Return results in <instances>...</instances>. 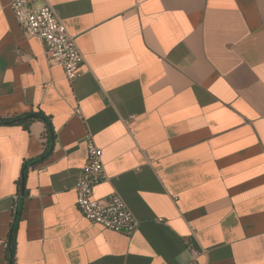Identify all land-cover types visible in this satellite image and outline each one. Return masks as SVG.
Segmentation results:
<instances>
[{"label":"crops","instance_id":"obj_1","mask_svg":"<svg viewBox=\"0 0 264 264\" xmlns=\"http://www.w3.org/2000/svg\"><path fill=\"white\" fill-rule=\"evenodd\" d=\"M32 1L85 64L69 82L0 0V117L42 113L55 134L22 179L47 125H0V264L12 230L14 264H186L187 242L199 264H264V0ZM88 134L94 199L117 193L131 236L76 208Z\"/></svg>","mask_w":264,"mask_h":264},{"label":"built area","instance_id":"obj_2","mask_svg":"<svg viewBox=\"0 0 264 264\" xmlns=\"http://www.w3.org/2000/svg\"><path fill=\"white\" fill-rule=\"evenodd\" d=\"M9 6L23 33L41 40L47 62L60 66L69 82L79 78L85 60L58 13L47 4L36 6L32 0H9ZM75 112L79 113L78 108ZM104 178L102 151L88 134L85 164L78 172L74 185L76 208L92 224L131 236L139 222L123 199L117 193L109 195L104 201L94 199V190ZM15 199L18 200V196ZM14 212L17 213L16 206ZM187 243L190 260L186 264H199L198 258L202 252L193 243Z\"/></svg>","mask_w":264,"mask_h":264},{"label":"trees","instance_id":"obj_3","mask_svg":"<svg viewBox=\"0 0 264 264\" xmlns=\"http://www.w3.org/2000/svg\"><path fill=\"white\" fill-rule=\"evenodd\" d=\"M35 117L32 119L30 116L31 114H25L17 117H11V118H1L0 117V125H14V124H21L25 127L29 125V123L35 119L42 120L47 125V134H46V142L43 152L35 159L27 160L23 164V170H22V179L26 177L27 172L29 169L33 168L36 164L44 161L47 159V157L50 155L53 146H54V131L50 125V119L44 116L42 113H36L34 114ZM14 230H12L11 237L9 240V243L7 245V258L9 260V264H14L13 261V252H14Z\"/></svg>","mask_w":264,"mask_h":264}]
</instances>
